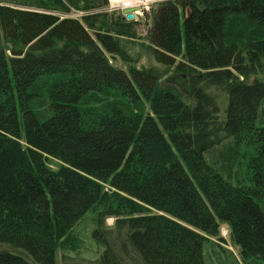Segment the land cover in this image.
Instances as JSON below:
<instances>
[{
  "label": "trees",
  "instance_id": "1",
  "mask_svg": "<svg viewBox=\"0 0 264 264\" xmlns=\"http://www.w3.org/2000/svg\"><path fill=\"white\" fill-rule=\"evenodd\" d=\"M106 6L0 0V264H55L56 241L108 199L95 264H216L204 245L229 253L222 224L241 262L264 264V0H162L141 67L123 44L137 22ZM69 7L87 14L47 12ZM231 17L263 34L229 41Z\"/></svg>",
  "mask_w": 264,
  "mask_h": 264
},
{
  "label": "rangeland",
  "instance_id": "2",
  "mask_svg": "<svg viewBox=\"0 0 264 264\" xmlns=\"http://www.w3.org/2000/svg\"><path fill=\"white\" fill-rule=\"evenodd\" d=\"M161 1L154 2L146 9L143 13L139 15L137 24L134 26V30L130 34H125L123 37V44L127 51L134 57H138L137 66H148L154 64L151 55L148 51V41H147V31L151 26L152 12L153 9L157 7L158 3ZM24 7V6H23ZM26 9H31V7H24ZM57 14L59 16H70L74 18H81V16L86 15L87 11H82L69 7V11H51L47 12ZM100 13H105L107 16H120L118 10L108 9L107 7L99 11ZM226 34L229 41H236L241 45H246L250 41L258 38L263 34V31L257 27H254L246 23L242 18L231 17L227 21ZM0 47L8 48L9 45L0 38ZM108 56V55H107ZM116 66L125 68V65L119 60H110ZM241 155L239 159L236 160L233 166V176L235 182L246 183L248 178V170L246 167V162L248 158V153L251 151L247 145L243 144L241 146ZM46 166L52 170H57L62 164L59 160L54 158H46ZM103 191L111 193L114 189H111L108 182L102 184ZM116 202L112 199H108L104 203H98L94 208L88 210L72 227L71 234L65 238V241L57 240L55 249V264H95L94 262L99 258L101 252L103 251V245L97 243L92 236V231L96 226L100 224L110 227L114 222V215L107 214L104 210L105 207L111 206L115 207ZM260 203L264 209V198L260 199ZM229 227L226 224L220 226L219 232L223 236L225 241L221 242V246L226 248L230 254L237 260L233 261L231 255L227 252H221L218 246H214V241L209 240L207 244L204 245L205 255L210 256V261L219 262V258L223 264H244L241 262L239 257L238 247L232 244L228 238ZM216 240V239H215ZM3 245L0 244V249H3ZM13 253L23 256L25 259L33 263V260L23 251L16 250ZM220 254V257L219 255ZM33 264H36L35 262Z\"/></svg>",
  "mask_w": 264,
  "mask_h": 264
},
{
  "label": "built area",
  "instance_id": "3",
  "mask_svg": "<svg viewBox=\"0 0 264 264\" xmlns=\"http://www.w3.org/2000/svg\"><path fill=\"white\" fill-rule=\"evenodd\" d=\"M158 1L162 0H106V7L108 9L118 10L125 20L138 21L137 18L143 13V10L146 9L148 5ZM126 10L133 15L132 19L125 18L127 13H124V11Z\"/></svg>",
  "mask_w": 264,
  "mask_h": 264
},
{
  "label": "water",
  "instance_id": "4",
  "mask_svg": "<svg viewBox=\"0 0 264 264\" xmlns=\"http://www.w3.org/2000/svg\"><path fill=\"white\" fill-rule=\"evenodd\" d=\"M124 13H127L125 16L126 19H132L133 18V15L131 13H129L128 10L124 11Z\"/></svg>",
  "mask_w": 264,
  "mask_h": 264
}]
</instances>
